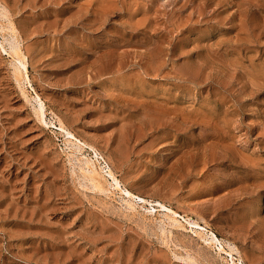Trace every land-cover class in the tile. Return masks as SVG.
I'll return each mask as SVG.
<instances>
[{
    "label": "rangeland",
    "instance_id": "rangeland-1",
    "mask_svg": "<svg viewBox=\"0 0 264 264\" xmlns=\"http://www.w3.org/2000/svg\"><path fill=\"white\" fill-rule=\"evenodd\" d=\"M1 27L0 264H264V0H0Z\"/></svg>",
    "mask_w": 264,
    "mask_h": 264
},
{
    "label": "bare ground",
    "instance_id": "bare-ground-1",
    "mask_svg": "<svg viewBox=\"0 0 264 264\" xmlns=\"http://www.w3.org/2000/svg\"><path fill=\"white\" fill-rule=\"evenodd\" d=\"M5 17H8L6 16L5 14ZM8 20V19H7ZM14 23H12L10 20H8V22L6 23V31H8L10 34L12 35H16L17 34V31H16V28L15 26L13 25ZM4 28L1 27L0 28V31H4L3 30ZM9 34V35H10ZM16 40V38H15ZM3 43V42H2ZM19 45V43L17 44V46ZM16 46V45H15ZM13 47L9 50L8 54L13 58L15 59L18 63H19V66L18 65H15L13 67V74H14V77L17 82L16 84L18 83V86H20L21 90L24 86V81L29 83V78H28V75H27V69H26V61H25V56L23 55V52L21 51V49L19 47ZM9 49V48H8ZM7 49V50H8ZM15 61V62H16ZM22 83H23V86H22ZM26 92V91H25ZM26 94V93H25ZM26 97V95H25ZM35 99L37 100V102L39 103V107L38 109L35 110L36 112V115H37V118H42L43 115H44V108L43 106L41 105L42 102L40 101V98L37 97V95L34 96ZM56 122L58 123V129L59 131H61V133H64V135L67 136V138H65V143L66 144H72L75 140H77L75 138V136L69 132L66 128V126L64 125V123L58 118L56 117ZM74 140V141H73ZM79 141V140H77ZM78 143V142H77ZM85 146L93 151L94 153V159L92 157H88L86 155L82 156L83 159H84V162H83V165L84 167H81L80 165V172L82 174V176L84 177L83 179H85V181H87L92 187L93 189L97 190L98 192H108L110 194H115V192H119L121 195H125L124 197H121L123 203L126 205L125 208L127 207V209L130 210V213L132 211H137V206L138 204L134 203L132 200L135 199V200H138V202L140 201V209H144L146 210L147 208L145 207L146 203L148 204H151L150 202H152V200H147L145 199L144 197L142 196H139V195H135L134 193H132L128 188H125V187H121L120 185V182L117 177L115 176L114 172L108 167V166H104L103 167H97L96 166V163H97V152L96 150L94 149V147L90 144H87L86 142H81V144L79 143L77 147H75V151L76 152H79L81 153L82 155L84 154V152H87L88 150L85 149ZM70 147V146H69ZM74 149V148H73ZM72 152V150H71ZM72 154V153H71ZM70 154V155H71ZM88 154V153H87ZM73 156V154L71 155ZM70 157V156H69ZM82 159V160H83ZM78 161V160H77ZM71 163V162H70ZM72 164V163H71ZM78 165V166H79ZM103 165V164H102ZM75 165H73L74 167ZM105 169V170H103ZM79 172V171H78ZM108 177L110 180H111V183L108 182ZM84 181V182H85ZM86 182V183H87ZM87 183V184H88ZM122 184V183H121ZM94 191V190H93ZM96 191V192H97ZM97 192V193H98ZM107 196V195H106ZM109 196V195H108ZM116 196V195H115ZM113 198V197H112ZM155 202V201H154ZM123 205V204H122ZM156 205L162 210V209H165V211L163 213H161V216L167 220L170 224V226L172 227H176V229L180 228V229H185V225H183V223L180 221L181 218H183L187 224H190V225H193L195 227H197L198 229H200V225L195 222V221H189L190 219H188L186 216H181V214L179 215L176 211L172 210L171 208L167 207L165 204H163L162 202L159 201H156ZM161 210H158V211H155V213L153 214V216H156L157 215H160V211ZM154 211V210H153ZM138 212V211H137ZM143 212V211H142ZM150 213V212H149ZM143 214V213H141ZM151 214H152V211H151ZM145 215V214H144ZM143 216V215H142ZM150 216V214H149ZM152 217V216H151ZM150 217V218H151ZM158 217V216H157ZM161 217V218H162ZM191 218V217H189ZM156 220V219H155ZM161 220V219H160ZM158 221V219H157ZM162 221V220H161ZM183 221V220H182ZM161 223V222H160ZM159 223V224H160ZM163 226V225H162ZM185 226V227H184ZM205 226V225H204ZM203 226V227H204ZM162 228V227H161ZM168 228V227H167ZM170 228V227H169ZM171 229V228H170ZM175 229V228H174ZM203 228H201V230H192V232L194 233L195 236H197V238L201 239L202 241H208L210 244L214 245L215 243H222L221 241H219L217 238H216V235L212 232H209L208 231H205V230H202ZM205 229V228H204ZM207 230V229H206ZM192 233V234H193ZM164 234V233H163ZM208 237V238H207ZM225 243V242H224ZM229 245V244H228ZM232 246V245H231ZM219 250L220 251H225L224 248L222 246L219 247ZM234 250L233 247H230L229 251H225L228 256L230 257L229 258V261L227 262L228 264H235V260L233 259L232 257V251ZM235 255V254H234ZM221 256V255H220ZM238 256V255H237ZM222 257V256H221ZM235 258V257H234ZM237 258V257H236ZM225 259V258H224ZM227 260V259H225ZM224 260V261H225ZM239 260V259H238ZM240 263V262H239ZM241 264V263H240Z\"/></svg>",
    "mask_w": 264,
    "mask_h": 264
}]
</instances>
